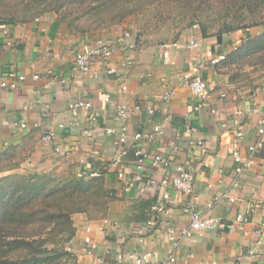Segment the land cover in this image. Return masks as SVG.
Segmentation results:
<instances>
[{"label":"crops","instance_id":"0c3cea01","mask_svg":"<svg viewBox=\"0 0 264 264\" xmlns=\"http://www.w3.org/2000/svg\"><path fill=\"white\" fill-rule=\"evenodd\" d=\"M68 25L50 11L15 23L0 18V82L16 81L14 88L0 85V176L25 170L55 172L65 166L74 173L96 171L97 177L103 179L106 189L114 195L103 217L107 223L99 230L102 218L72 215L75 233L66 245L73 257L71 264H133L129 256L145 252L154 253L155 260H163L170 245L166 228L177 232L187 225L190 204L205 215L226 221L247 211L252 202H261L262 206L251 214L246 234L238 229L197 230L182 240L175 260L168 264H264V226L260 224L264 217V146L256 153L254 164L236 178V186L229 191L233 200L224 198L206 208L209 200L234 181L231 135L221 127V120L230 119L234 109L248 110L242 122L245 139L241 153L245 155V145L253 139L257 122L264 116V67L256 70L245 66L238 77L230 78L213 59L227 54L242 38L261 29L203 36L200 30L190 28L168 42L171 44L167 47L163 43L144 46L136 42L134 49L122 50L114 45L108 61L94 59L90 71L81 73L71 70L74 53L93 45L97 38L113 43L124 30L114 28L94 35ZM190 39L197 45H188ZM125 58H131L133 64L125 71L127 87L122 90L118 80L104 70L106 66H119ZM196 65L206 81L208 100L216 114L207 108L194 110L195 98L186 84H180L168 101L159 98L181 72ZM11 73L14 77H9ZM19 75L23 76L20 80ZM106 95L109 101L103 100ZM77 97L89 99L92 107L73 117L67 104ZM117 102L141 107L126 120L130 135L150 130L154 124L162 126L163 136L140 141L145 150L160 152L173 162L194 160L190 195L170 189L169 199L162 200L159 186H146L143 192L138 190V182L126 187L133 173V157L124 156L121 162L109 164L117 147L113 136L105 133L107 127H118L113 118ZM147 106L154 109L151 116L145 111ZM44 111L47 116H42ZM94 112L96 118L89 119V113ZM19 122H24L25 127H19ZM46 127L56 134L53 142L41 139ZM191 139L203 140L205 153L190 144ZM54 146L68 154L58 155ZM120 170L124 178L118 177ZM147 171L157 182L171 174L162 168ZM158 202L162 210L153 212L151 207ZM153 218L155 223L146 226V221Z\"/></svg>","mask_w":264,"mask_h":264},{"label":"trees","instance_id":"16d2710c","mask_svg":"<svg viewBox=\"0 0 264 264\" xmlns=\"http://www.w3.org/2000/svg\"><path fill=\"white\" fill-rule=\"evenodd\" d=\"M20 1L22 6L12 9V17L6 18L10 23L34 17L45 9L58 11L62 6L64 11L61 12V17L68 13L62 3L52 5L45 0ZM106 1L100 0L91 8L98 9ZM155 1L186 10L191 18L185 26L192 25L198 13L203 14L209 8H222L226 16L234 11V16L230 15L221 23L219 34L244 30L257 24L260 20L258 16L264 20V0H145L139 6ZM6 4L7 0H0L1 7ZM131 7L127 12L136 10V5ZM245 10L257 14L254 18L250 16V21L242 22L237 14L243 15ZM127 12L117 14L112 22L120 21ZM201 32L203 36L208 35L206 26L202 25ZM135 40L138 41L137 36ZM235 58L241 63L238 64V71L245 65H264V31L246 36L235 49L216 62L224 67L230 78L237 75L231 68ZM246 58L251 60L241 61ZM112 199L114 195L106 189L101 177L37 170L17 171L0 176V264H62L67 259L72 260V254L66 247L75 233L72 215L83 213L88 218H103ZM11 251L18 252L11 256Z\"/></svg>","mask_w":264,"mask_h":264},{"label":"built area","instance_id":"2783aa9c","mask_svg":"<svg viewBox=\"0 0 264 264\" xmlns=\"http://www.w3.org/2000/svg\"><path fill=\"white\" fill-rule=\"evenodd\" d=\"M196 24H193L191 28L195 29ZM245 37L240 40L244 41ZM171 43H163V47H167ZM172 44H176L173 42ZM114 45L120 49H134L136 45L135 38L132 36L129 30H124L120 33L115 40L108 42L103 38L95 39L93 45L87 47L84 50L74 53L73 60L71 63L72 72L87 73L90 71L91 65L94 59L106 62L108 61L114 51ZM188 45L196 46L197 41L190 39ZM237 45H234L233 49ZM224 57V54H219L213 59V62H218ZM133 62L131 58H125L120 62L119 66H106L104 72L106 75H111L118 80L120 88L122 90L126 89V84L124 82L125 71H127ZM9 77H14V74H9ZM37 77V76H35ZM23 76L19 75L18 79H22ZM180 84H186L190 89L192 96L195 98V103L193 105L194 110H201L202 108L209 109L211 114H216V109L210 104L208 100V88L205 79L198 73V66H194L191 70L183 71L179 74L178 79L166 87L164 91L159 95L162 101H168L176 91V88ZM1 86H6L10 88L16 87V81L14 79L10 81L0 82ZM104 101H109L110 97L108 95L103 97ZM92 107V103L89 99L84 97H77L71 99L67 108L73 117L78 116L79 111L82 109H89ZM141 107L138 104H128L127 102H117L113 107V118L118 123L117 128L107 127L105 129L106 134H111L113 136V143L117 147V152L113 158L109 161V164H116L121 162L124 156L131 155L133 157V173L129 180L126 182V187H132L135 182L140 183L138 190L143 192L146 186H159L161 191L162 200H168L170 197V189H174L186 195H190L193 190L194 184V160L190 158H185L181 162H173L169 157L164 156L160 152H148L145 150L140 141H152L158 137L163 136L164 130L160 124H154L150 130L136 131L132 135L129 134L128 126L126 125V120L129 114L133 111L140 110ZM145 111L148 115H152L154 112L153 107L147 106ZM248 110L244 111L241 109H234L232 116L228 120H221L220 125L225 130L230 132L231 138L229 143V149L231 153L232 160L234 162L233 166V176L234 181L232 185L223 190V192L213 197L206 204V208H212L222 199L233 200L230 197L229 191L234 186H236V178L241 174L245 173L253 164L255 160L256 153L264 146V116H261L257 122L255 133L253 139L245 145L246 154L242 155V144L245 139V132L242 128V122L247 118ZM48 113L44 111L42 116H47ZM97 113H89L88 117L94 120ZM19 127H25L24 122L18 123ZM62 127V124H59ZM190 130V128H187ZM41 139L47 142H53L56 139L55 132L46 127L42 130ZM190 144L196 145L200 148L201 153H205V144L201 139H191ZM56 153L60 156H66L68 151L54 146ZM204 162L203 160L201 161ZM205 163V162H204ZM147 168H162L164 170L171 171L168 176L162 177L158 182L152 177V175L147 171ZM77 175L87 176V177H97L98 173L96 171L86 172L77 171ZM119 178H124V171L120 170L118 172ZM261 202H252L249 208L245 212L237 213L231 220H221L217 216L205 215L202 210L193 207L190 204L189 207V217L190 222L182 226L177 232L172 230L171 227L166 228V234L170 241V245L167 250V255L163 260L153 259L154 253H134L129 256L133 264H143L144 262L150 261L151 264H168L175 260V252L180 248V244L184 238L190 237L197 230H240L243 234L247 233L245 225L250 221L251 214L257 208H260ZM153 212H159L162 210V203L158 202L151 207ZM102 224L98 227L99 230H103V226L107 223L105 218H102ZM155 219H149L146 221V226L153 225ZM261 226H264V217L260 222ZM89 227L86 231H89ZM139 232L142 231L141 228H137ZM260 231V229L258 230ZM85 241L89 242V237H85Z\"/></svg>","mask_w":264,"mask_h":264},{"label":"rangeland","instance_id":"374dc122","mask_svg":"<svg viewBox=\"0 0 264 264\" xmlns=\"http://www.w3.org/2000/svg\"><path fill=\"white\" fill-rule=\"evenodd\" d=\"M47 3L59 4L62 3L67 9L66 14L61 17V12L64 11L62 6L58 11L55 10H44L43 12H54L56 15L64 21L69 28L75 29H86L92 34L101 35L102 32L111 29L129 30L134 37L137 36V43L144 46L156 45L160 43H168L177 40L180 34L191 28L193 24H196L197 30L201 31L202 25L206 26L207 33L209 34H219L221 28V23L228 17L234 16V11H231L228 15H225L224 9H214L209 8L205 13L200 14L196 17L194 23L190 26H185L187 21L191 18L190 14L186 12L183 8L179 6H174L166 2L155 1L151 4L142 5L145 0H107L98 9H92V6H96L100 0H45ZM121 3V4H120ZM70 4V5H68ZM133 4V5H132ZM22 6L20 0H7L5 7L0 5V18L12 17V9H17V6ZM136 5V10L134 12H127L131 6ZM264 5V4H262ZM43 5H41L42 7ZM69 7V9L67 8ZM52 8V7H51ZM214 9V10H213ZM69 10V11H68ZM263 10V9H261ZM122 12H127L128 14L118 22H112L113 17ZM264 12V11H263ZM41 13V12H40ZM233 13V14H232ZM253 14V15H252ZM256 12L250 13L247 10L244 14H237V18L240 16L242 22L250 21L251 18L256 16ZM245 18V19H244ZM257 24L251 25L248 28H259L256 34L264 31V23L262 17L258 16ZM226 33V32H223ZM255 35V34H254ZM252 58V57H251ZM251 58H246L241 61H250ZM233 63V73L237 74L238 77V58ZM253 66L254 69H260L264 65L258 64L245 65ZM253 69V70H254ZM59 173L68 172V168L62 166ZM68 250V249H67ZM69 251V250H68ZM18 251H11L10 255L15 256ZM72 260L67 259L62 264H71ZM44 264V263H41Z\"/></svg>","mask_w":264,"mask_h":264}]
</instances>
